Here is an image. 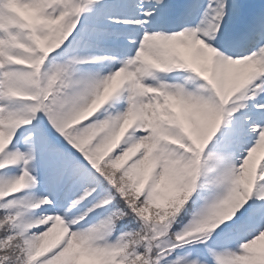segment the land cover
Segmentation results:
<instances>
[{
    "label": "snow or ice",
    "instance_id": "snow-or-ice-1",
    "mask_svg": "<svg viewBox=\"0 0 264 264\" xmlns=\"http://www.w3.org/2000/svg\"><path fill=\"white\" fill-rule=\"evenodd\" d=\"M0 264H264V0H0Z\"/></svg>",
    "mask_w": 264,
    "mask_h": 264
}]
</instances>
